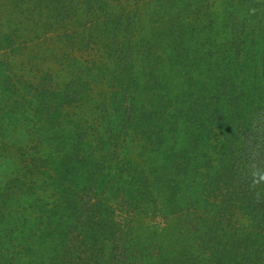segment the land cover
<instances>
[{
  "label": "rangeland",
  "instance_id": "374dc122",
  "mask_svg": "<svg viewBox=\"0 0 264 264\" xmlns=\"http://www.w3.org/2000/svg\"><path fill=\"white\" fill-rule=\"evenodd\" d=\"M50 189L67 264H264V0H0V264L40 263Z\"/></svg>",
  "mask_w": 264,
  "mask_h": 264
},
{
  "label": "trees",
  "instance_id": "16d2710c",
  "mask_svg": "<svg viewBox=\"0 0 264 264\" xmlns=\"http://www.w3.org/2000/svg\"><path fill=\"white\" fill-rule=\"evenodd\" d=\"M158 24H159V22H157L154 25L155 28H156V26L158 27ZM92 118L93 117H91V119ZM79 119H80L79 121H80L81 124H82V122L85 123L86 126L88 125V127H87L88 130L89 131H92V133L89 132L85 137H83L84 145H86L87 147L90 146L92 140H95L97 138L99 139V138H101V136H102V138L107 137V135H105V132L104 131H102L101 129L99 130V128L97 126L99 124V122L98 121H95L94 122V120H96V119L91 120L92 121V122L90 121L91 124H88L87 123L88 122V118L87 117H83V118H79ZM47 151L52 152L50 150H47ZM47 151H45L44 154H43V152H39V150L36 149V159L39 161V163L34 164L33 167H35V169L37 171L41 172L42 174L47 173V170L45 168V165H44V167H40L41 160H44L45 159L44 158L45 155L48 154ZM55 173L56 172L53 170L52 174L50 175L52 179L56 175ZM131 177L132 176H130V178ZM126 179H127V177H123V178H121V181H113L112 180V182L114 183V185H117L118 188L119 187L120 188H123V185L126 184L129 181V180L126 181ZM150 186H143V187H140L139 189H142V188L143 189L144 188L146 189V187H147V190H148V187H150ZM50 190H52V191L45 192V193H42L43 192L42 191L40 194H38L39 196L37 197L36 200H34L35 205L37 206V208H35V209L33 208L31 210L32 207H30L29 205H26L24 208H22L21 214L23 215V218L24 219H36L37 218L39 220H42V219H46L49 216L50 213L53 215L54 211H56L54 209H58V210H61L62 209V210H64V206H66V202L64 204L63 199L61 197H58L59 194L56 193L54 189H50ZM157 194H159V193H157ZM161 200H163L162 197H161ZM36 201H38V202H36ZM29 207H30V210L31 211L29 210ZM177 213L178 214L174 213L172 215V218H170L171 219L170 220V224H171V222H173V220H179V218H180L179 221H181L183 225L181 226L180 229H178L177 234L179 236H181V235L186 236L187 235V228L190 225V222L188 220H186L185 215H184V218H183L180 215V212H177ZM59 219H60V216H59ZM168 221L169 220H167V218H164L163 219L162 222L164 224L160 228V230L162 232L168 231V229H169V225H167V222ZM42 223L44 224L45 221L42 220ZM45 224H44L43 228H47L48 229L50 226L49 225H45ZM49 229H50L49 232H51V233L47 234L49 237L48 238H43L44 241L41 244L40 243L39 244L36 243L37 246H38V250H40V248L43 249V252H41L42 254H40L41 261H40V263L39 262H37V263L38 264H42V262L44 260H46L47 262L49 261L51 264H67V263H69L70 260H68V262L66 263V261H65L66 257H65V254L63 252L64 250L59 246V243L58 242L57 243H52L53 240H52V236L50 234H53L56 229L54 227H51ZM129 229H132V228H129ZM38 230H39V232H42L43 229L38 228ZM130 232L131 231H128L127 232L128 241H126V239L124 238V239L120 240V243H112L114 245L113 247H115V248H117V247H123L126 250L128 249L130 251V253H131L133 246H138L139 247V250L138 251H139L140 257H144L146 255V252H143V249H144L143 248L144 247L143 245L144 244H141V243L136 244V243L130 242L129 238H132V234L130 235ZM175 233H176V231H175ZM42 235H43V232H42L41 236ZM89 235L90 234H88V236ZM158 247L160 248L159 245L158 246H154V248H156V249H158ZM167 248H169V250H167V253H169V255H172V254H174L177 251V248L175 247V245H172L171 243H168L167 244L166 249ZM44 252L46 253V257L43 254ZM120 253L122 255H125L123 253V251H121V250H120ZM147 253L149 254V256L152 255V251L151 252H147ZM130 255L131 254H129L127 256L129 259H126L127 261L125 260V264L128 262V260H129V263L131 264V257H130ZM105 257H106L105 255L102 256V254H100V257H99L100 260H96V261H100L102 264L109 263V259L108 258H105Z\"/></svg>",
  "mask_w": 264,
  "mask_h": 264
}]
</instances>
